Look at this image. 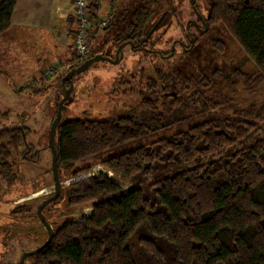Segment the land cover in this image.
<instances>
[{"label": "trees", "instance_id": "1", "mask_svg": "<svg viewBox=\"0 0 264 264\" xmlns=\"http://www.w3.org/2000/svg\"><path fill=\"white\" fill-rule=\"evenodd\" d=\"M163 1L127 0L106 28L120 24L116 39L144 47L140 39ZM15 2L0 0V33L11 23ZM119 17L125 23L116 22ZM204 20L224 26L254 63L253 73L232 68L235 77L247 89L263 84L264 0H207ZM80 58L68 69L85 60ZM220 71L154 67L155 79L140 74L139 99L130 112L60 120L58 171L65 179L86 175L63 189L59 213L44 208L47 220L61 225L25 264H264V101L217 114L224 107L204 89ZM125 91L135 95L130 87ZM210 112L216 115L202 117ZM173 125L181 128L130 146ZM24 132L21 125L0 129L1 139L9 138L0 141V178L8 186L18 175L9 158L13 151L22 153ZM97 163L120 182L88 174ZM83 204L92 207L87 217L67 216L66 209Z\"/></svg>", "mask_w": 264, "mask_h": 264}, {"label": "rangeland", "instance_id": "2", "mask_svg": "<svg viewBox=\"0 0 264 264\" xmlns=\"http://www.w3.org/2000/svg\"><path fill=\"white\" fill-rule=\"evenodd\" d=\"M126 1L118 0L115 5L116 7L121 4L125 6ZM206 11L207 0H193V5L191 0H164L161 8L153 13L150 21L151 23L153 20V24L149 30L163 13L167 16L163 18L164 14L157 27L148 36L149 38L147 37L149 30L145 38L143 37V46L149 50L138 47L139 44H136L137 48L135 49L130 45H125L123 57L119 62L112 63L105 59L97 60L84 71L77 73L72 78L73 91L65 102L61 120L69 117L104 119L130 112L139 99L136 92L139 91L140 74L143 80L155 79L153 68L162 65H180L190 73H195V70L209 72L214 68L221 69L219 77L213 79L212 84L204 89L207 97L221 103L224 107L223 110L221 109L222 112L219 111L217 114L231 112L232 105L247 108L251 105L261 104L264 101V83L254 89H247L243 79L235 77L232 70V68H239L242 71L253 73L256 72L254 63L224 26L219 23L212 25L206 23L204 20ZM158 13L160 15L156 17ZM199 16L203 17L205 23L201 27H206L207 30L197 33L198 42L196 45L190 51H185L183 50L184 45L179 43L184 41L185 45L189 46L186 33L190 30L195 31L190 22L193 23ZM122 18L125 21L129 20L126 14ZM118 21L121 23L120 17L116 19V22ZM119 26L120 24H117L112 28L98 29L93 26L88 33L87 45L90 51L80 59H86L100 53H103L105 57L114 58L117 46L122 43L114 37V32ZM3 35L0 34V39ZM215 39L222 40L223 44L218 46L213 44L212 40ZM11 47L15 48L14 45ZM6 48L7 45L0 40V52L5 51ZM14 51L19 52L17 49ZM161 52L169 53L161 56L159 55ZM22 59H24L23 54ZM55 62L57 60L52 61V63ZM61 62H63L61 66L54 68L52 73L41 84H38L39 88L32 89L34 86L31 88L33 91L29 93L28 91L25 92V83L17 81L14 77L13 68L17 65L3 66L0 64V129L18 125L24 126L25 141L32 146V150L27 149V151L29 155L36 157L34 161H29L23 159L17 151H13L9 160L14 162L18 171L17 179L12 186H8L0 178V212H8L6 216H0V264L18 261L23 251L38 246L40 240L47 237L46 229L41 221L35 222L39 218L33 211L36 210L40 201L53 192L51 153L47 144L49 126L56 112L57 103L64 93L65 84L62 83V78L69 70V66L64 61ZM22 65L24 63L20 62L19 66ZM42 65L43 63H40L38 68L42 69ZM49 65L50 63L46 65L44 70H48ZM66 86H68L67 82ZM127 87L134 89L135 95L125 91ZM119 88L121 90L114 92ZM28 90L30 89L28 88ZM213 115L216 113H206L202 117L208 118ZM180 128L181 125H173L157 130L149 137L134 142L130 146L149 142ZM8 140V136L2 139L0 137V141L3 143ZM125 148L126 146L120 147L111 151L110 154ZM77 164L82 165L79 162ZM106 170L104 166L97 163L91 167V172L88 174L92 172L103 174L118 183L120 182L115 175L108 174ZM85 175L65 179L59 173L62 186L60 197L47 204L45 212L50 208L55 212L63 209L65 204L64 187ZM122 186L123 188L128 187V185ZM9 197H14L13 204H11L14 212H11L10 208L2 202L3 198ZM22 199H25L28 210L32 211H29L31 214L25 212L24 216L21 214V210L18 213L17 209L21 205L17 203H23ZM91 212L92 207L89 204L76 205L66 209L67 216L76 220L87 217ZM11 216H13V220ZM23 218H25V235L22 234L20 228ZM9 221L14 226L7 232L4 229L8 226ZM15 226L19 227V230ZM35 226L42 229L41 233H43L38 235L39 237H35V233L32 231ZM12 231L13 237H11Z\"/></svg>", "mask_w": 264, "mask_h": 264}, {"label": "crops", "instance_id": "3", "mask_svg": "<svg viewBox=\"0 0 264 264\" xmlns=\"http://www.w3.org/2000/svg\"><path fill=\"white\" fill-rule=\"evenodd\" d=\"M122 6L117 5V9ZM71 11L72 0H16L11 23L0 33L4 34L0 40L7 45L0 52V64L17 65L13 68L14 77L25 83V92L39 88L48 63L57 60L70 66L78 60L72 44ZM13 45L19 52L14 51ZM20 62L24 65L19 66ZM40 63H43L42 69L38 68Z\"/></svg>", "mask_w": 264, "mask_h": 264}, {"label": "water", "instance_id": "4", "mask_svg": "<svg viewBox=\"0 0 264 264\" xmlns=\"http://www.w3.org/2000/svg\"><path fill=\"white\" fill-rule=\"evenodd\" d=\"M191 3L193 5V0H191ZM164 14L165 13H163L161 15V17L158 19V21H156L154 23L152 28L147 33V37L157 27V25L161 21L162 17L164 16ZM203 23H204V21H203ZM204 25H205V23H204ZM206 30H207V28L205 27L204 31H206ZM125 45H130L133 49L137 48V45L135 43H133V41L131 39H128V40L120 43L117 46L114 58L105 57L103 53L96 54L94 56L86 58L84 61H82L78 65L72 67L63 76L62 83L64 84L65 82H67L68 86L65 87V85H64L63 96L60 98V100L57 103V109H56L54 116L52 117V121L50 123L49 132H48V144H47V146H48L50 153H51V172H52V178H53V192L50 196H48L45 199H43L42 201H40L36 207V210H35V214L38 216L43 227L46 229L47 237H46L45 241L40 243L38 246H36L32 249L23 251L22 254L20 255L18 261L6 262L4 264H25V260L27 259V257L40 252L44 247H46L50 243L51 238H52L53 229L56 228V226L58 224L57 221H48L46 218V215L43 213V209L47 206V204H49L50 202H52L56 198H58L60 191L62 189L61 180L59 179V171H58V163H57V156L58 155H57V149L55 146V131H56L57 125L59 124V122L61 120L62 111L65 108V102L69 99V97L73 91L72 78L77 73L82 72L85 69H87L92 63H94L97 60H102V59L104 60L105 59V60H109L112 63L119 62L120 59L123 57V47ZM143 49L149 50L145 47H143ZM172 50H171V52H172ZM172 95H175V93L173 92ZM58 225H61V224L59 223Z\"/></svg>", "mask_w": 264, "mask_h": 264}, {"label": "built area", "instance_id": "5", "mask_svg": "<svg viewBox=\"0 0 264 264\" xmlns=\"http://www.w3.org/2000/svg\"><path fill=\"white\" fill-rule=\"evenodd\" d=\"M118 0H72L70 18L74 21L73 48L78 57H84L90 51L87 42L88 33L93 26L96 29L106 28L117 13ZM94 15V16H93ZM63 62L51 63L48 70L43 71L42 78H47L54 68L61 66ZM93 173V172H92ZM91 173V174H92Z\"/></svg>", "mask_w": 264, "mask_h": 264}, {"label": "flooded vegetation", "instance_id": "6", "mask_svg": "<svg viewBox=\"0 0 264 264\" xmlns=\"http://www.w3.org/2000/svg\"><path fill=\"white\" fill-rule=\"evenodd\" d=\"M202 18V19H201ZM193 25V27L195 28V31H191L190 30V32H187L186 33V37H187V40H188V43H189V46H187V45H185V42L184 41H180V43L179 44H182V45H184V47H183V50H185V51H190L195 45H196V43L198 42V35H197V33L199 34V33H201V32H204V28L203 27H201V25H203L204 26V23H203V17H200L199 16V18H197L196 19V21H194L193 23H191L190 22V25ZM197 31V32H196ZM145 38V37H144ZM126 40H128V39H126ZM126 40H124V41H126ZM141 41L143 40V38H141L140 39ZM123 42V41H122ZM144 42V41H143ZM139 43V41L138 42H135V44H138ZM143 46V45H142ZM146 47V46H145ZM173 49V48H172ZM175 51V50H174ZM167 53H169V52H166V53H164V52H161L159 55H161V56H164V55H166ZM174 54V53H173ZM23 141H24V144H23V149H22V153L20 154V156H22V158L23 159H26V160H29V161H34L35 159H36V157H33V156H31V155H29V152L27 151V149H30V150H32V146L31 145H29V143L28 142H26L25 141V132H24V138H23ZM28 143V144H27ZM13 199H14V197H9V198H3L2 199V202H3V204L5 205V206H7V207H9L10 209V211L11 212H14V210H13V208H12V206L13 205H11V204H13ZM24 200V201H23ZM23 203H17V204H20V205H22V207H20L19 209H17L18 210V213L20 212V210H21V214H23L24 216H25V199H22L21 200ZM44 210V209H43ZM34 213H35V211H33ZM56 213H59V212H56ZM56 213H54L55 215H56ZM8 214V212H0V216H6ZM48 215H51V214H48ZM12 217L13 216H11V219H12ZM50 218H52L51 216H50ZM13 220V219H12ZM39 221V219H37L35 222L37 223ZM51 221H56V219H51ZM13 226L14 225H12V222L11 221H9L8 222V226H6L5 227V229L4 230H6L7 232L9 231V230H11L12 228H13ZM16 226H19V225H16ZM15 226V227H16ZM20 228H21V230H22V234H24L25 235V218H23V220L21 221V223H20ZM37 226V225H36ZM36 226L34 227V229L32 230L34 233H35V237H39L38 235H40V234H42L41 233V228H42V226L39 224V226L41 227V228H36ZM1 228V227H0ZM17 228V230H19L18 228L19 227H16ZM12 233V235H11V237H13V231L11 232ZM18 234V233H17ZM15 236V235H14ZM19 237V236H18ZM46 239V238H45ZM45 239H42V240H40V243H42L43 241H45Z\"/></svg>", "mask_w": 264, "mask_h": 264}, {"label": "bare ground", "instance_id": "7", "mask_svg": "<svg viewBox=\"0 0 264 264\" xmlns=\"http://www.w3.org/2000/svg\"><path fill=\"white\" fill-rule=\"evenodd\" d=\"M63 182V181H62ZM53 189V188H52ZM45 191V190H44Z\"/></svg>", "mask_w": 264, "mask_h": 264}]
</instances>
